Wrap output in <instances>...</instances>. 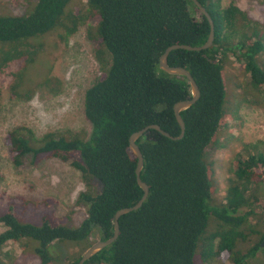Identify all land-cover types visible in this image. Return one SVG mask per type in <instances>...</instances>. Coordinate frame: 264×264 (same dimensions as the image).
<instances>
[{
	"label": "trees",
	"instance_id": "1",
	"mask_svg": "<svg viewBox=\"0 0 264 264\" xmlns=\"http://www.w3.org/2000/svg\"><path fill=\"white\" fill-rule=\"evenodd\" d=\"M199 1L214 21V45L201 52L175 50L168 59L170 66L190 71L201 91L200 100L182 113L186 134L174 141L150 130L139 139L141 178L149 196L138 211L120 218L116 242L85 264H195L198 252L206 263L220 258L256 264L253 259L264 250V150L250 145L246 155L235 156L220 205L209 160L224 145L220 137L237 114L224 74L231 54L246 77L237 85L238 100L264 110V24L235 3ZM81 29L96 46L100 71L85 96L90 135L66 130L38 137L19 124L4 142L16 168L37 169L56 159L80 172L86 190L75 208H84L86 219L70 229L50 216L57 200L25 203L24 208H39V227L36 213L25 215L9 205L0 212V264H19L5 250L11 244L20 245L25 255L31 243H41L38 264H54L47 253L52 243L84 242L89 249L95 229L98 241L113 237L116 213L134 207L144 195L130 137L150 125L179 136L173 108L192 97L186 78L162 71L160 58L173 45H204L211 27L192 0H39L22 16H0V79L8 67H18L8 84L10 97L29 98L30 92L21 89L44 50L43 42L33 41L57 32L66 43ZM212 217L215 231L208 234ZM82 256L65 264H79Z\"/></svg>",
	"mask_w": 264,
	"mask_h": 264
},
{
	"label": "rangeland",
	"instance_id": "2",
	"mask_svg": "<svg viewBox=\"0 0 264 264\" xmlns=\"http://www.w3.org/2000/svg\"><path fill=\"white\" fill-rule=\"evenodd\" d=\"M39 0H0V16H22ZM235 3L247 12L250 18L264 24V0H223L224 5ZM43 42L44 50L37 63L25 78L22 93L30 92L25 100H13L8 91L11 74L16 65L8 67L0 79V212L15 204L25 215L36 213L37 226L41 225V215L33 204H24L44 199L57 200L52 205L50 216L63 219L66 227H79L86 219L84 208H75L76 200L86 185L80 172L70 163L53 159L43 162L37 169L16 168L8 159V148L4 139L7 133L19 124H25L41 137L52 131H85L91 133V124L84 114L86 92L93 86L100 74L94 51L96 46L88 39L86 30H79L66 43L56 32L33 43ZM264 58H261L263 61ZM224 74L228 82V93L232 108L237 114L230 119L229 132L223 133L221 148L210 153L209 160L215 167V204L223 203L229 177V167L236 155H246V146L255 145L264 150V110L238 100V84L246 83L241 64L231 54L224 63ZM46 83L42 86V83ZM251 153H255L251 149ZM250 153V154H251ZM28 207V209H27ZM0 226V233L3 232ZM215 231L213 217L209 219L208 234ZM97 230L91 237L92 245L99 242ZM41 243L33 242L25 250L18 244H11L6 251L12 252L13 260L19 264H38L40 255L36 252ZM87 251L86 243L72 241L55 242L47 247V253L54 264H65L77 259ZM195 256V264H205L201 255ZM36 258V261H35ZM7 262V260H5ZM10 261V260H8ZM256 264H264V250L253 259ZM209 262V260L207 261ZM206 264H230L223 259H215Z\"/></svg>",
	"mask_w": 264,
	"mask_h": 264
},
{
	"label": "water",
	"instance_id": "3",
	"mask_svg": "<svg viewBox=\"0 0 264 264\" xmlns=\"http://www.w3.org/2000/svg\"><path fill=\"white\" fill-rule=\"evenodd\" d=\"M192 2L200 10V12L203 15H205V17L209 21L211 30H210V34H209L207 42L200 47H191L189 45H181V44L170 46L164 52V54L161 56L160 64H159L160 69L162 71H164L165 73L172 75V76H179V77L186 78V80L189 83L190 89H191V94H192L191 99L178 102L174 105V108H173L176 120H177V122L181 128V133L179 136L174 137L171 134H169L168 132L162 130V128L160 126L150 125V126L146 127L145 129L134 133L130 137V140H129L130 148L138 159V165H137V169H136L137 183L140 186V188L143 190L144 195H143L142 199L134 207L124 208V209L119 210L116 213L115 218H114V235H113V237H111L110 239H108L106 241H99V242H96L95 244H93L83 254L79 264H85L87 261H89L90 259H92L96 255H98L100 252H102L104 249L108 248L114 242H116V240L118 239V237L120 235V224H119L120 218L127 215V214H130L134 211H138L143 206V204L145 203V201L147 200V198L149 196V192H150L149 186L141 178V174H142V171L144 168V156L142 154V151H141L139 145L137 144L139 139H141L143 137L146 138V133L150 130H156L159 133H161L162 135H164L165 137L170 138L174 141L182 140L186 134V123L182 117V113L184 111L190 109L193 105H195L200 100L201 91H200V88H199L197 82L195 81L194 77L190 73V71H188L184 67H172V66H170L168 59H169L170 54L175 50H186V51H191V52H201V51H205V50L210 49L214 45V41H215V24H214V21H213L211 15L209 14V12L201 4V2L199 0H192ZM263 247H264V244H263Z\"/></svg>",
	"mask_w": 264,
	"mask_h": 264
},
{
	"label": "clouds",
	"instance_id": "4",
	"mask_svg": "<svg viewBox=\"0 0 264 264\" xmlns=\"http://www.w3.org/2000/svg\"><path fill=\"white\" fill-rule=\"evenodd\" d=\"M86 252V251H85Z\"/></svg>",
	"mask_w": 264,
	"mask_h": 264
}]
</instances>
